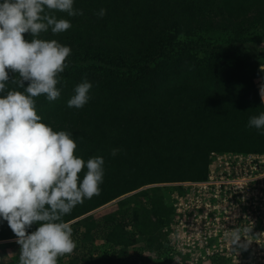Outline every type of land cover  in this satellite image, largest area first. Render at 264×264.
<instances>
[{"label":"trees","instance_id":"16d2710c","mask_svg":"<svg viewBox=\"0 0 264 264\" xmlns=\"http://www.w3.org/2000/svg\"><path fill=\"white\" fill-rule=\"evenodd\" d=\"M74 8L82 9L83 15L54 12L71 22L69 30L52 34L49 29L39 38L72 49L69 67L57 85L61 93L74 91L85 78L105 93L91 97L82 109L65 102L42 111L49 103L46 96L34 100L44 123L54 131L73 133L77 156L85 161L104 158L105 175L100 194L63 218L76 235L77 247L59 257L58 264L68 255V264H169L164 230L174 216L170 197L183 192L172 184L206 180L213 153L264 155V135L247 126L250 117L264 112L255 84L264 75V57L245 47L259 42L250 26L258 25L264 34V3L74 0ZM102 8L106 14L100 18ZM163 22L168 23L165 33L155 37ZM152 36L148 49L135 53L128 47L127 42ZM25 38L30 40V34ZM190 69L203 70L216 88L186 81L165 86L170 76ZM11 90L23 92L8 82L6 91ZM113 149L121 151L112 156ZM115 200L119 210L102 222H95L94 216L82 218ZM98 228L105 230L108 249L94 255L90 245ZM10 240H16L15 235L6 221H0V242ZM147 252L158 259L144 256ZM19 256L10 258L7 247L0 245V264H19Z\"/></svg>","mask_w":264,"mask_h":264},{"label":"clouds","instance_id":"9594fccd","mask_svg":"<svg viewBox=\"0 0 264 264\" xmlns=\"http://www.w3.org/2000/svg\"><path fill=\"white\" fill-rule=\"evenodd\" d=\"M55 11L83 15L82 9L74 8V0L0 2V93H6L0 95V221L7 222L20 246L19 264H58L59 257L73 253L77 243L63 218L100 194L105 175L103 157L85 161L77 156L73 133L54 131L37 114L34 98L45 95L52 102L60 97L57 85L72 54L70 46L39 38L49 29L61 34L72 27ZM105 14L103 8L97 13L100 18ZM8 82L23 92L6 91ZM92 87L85 78L67 106L82 109ZM259 94L264 103V85ZM247 126L264 135V112L250 117ZM119 151L113 149L111 155ZM34 224L36 230L29 232Z\"/></svg>","mask_w":264,"mask_h":264},{"label":"built area","instance_id":"2783aa9c","mask_svg":"<svg viewBox=\"0 0 264 264\" xmlns=\"http://www.w3.org/2000/svg\"><path fill=\"white\" fill-rule=\"evenodd\" d=\"M172 186L183 192L170 197L174 216L164 230L169 264H221L232 257L238 241L252 247L254 233L264 236V155L213 153L206 180ZM236 235L243 238L237 241ZM253 259L234 262L264 264Z\"/></svg>","mask_w":264,"mask_h":264},{"label":"rangeland","instance_id":"374dc122","mask_svg":"<svg viewBox=\"0 0 264 264\" xmlns=\"http://www.w3.org/2000/svg\"><path fill=\"white\" fill-rule=\"evenodd\" d=\"M259 1H263L264 0H259ZM167 22H163V24H161L160 27H157V29L154 31L155 37H161L160 34L165 33V28L167 26ZM258 26V25H257ZM255 25L250 26V32L254 33V34H258V40L259 42L257 43H248L245 45V47L248 49L249 52L251 53H256L258 56H263L264 57V34L261 30L258 29V27ZM152 35V34H151ZM240 35V34H239ZM231 37L233 38V36L231 35ZM230 37V38H231ZM240 38V37H239ZM226 40L228 39V37L225 38ZM153 42V36L148 38V39H138L136 41L133 42H127L128 47L131 48L133 50V52L137 53L139 51L140 48H144V49H148L150 48V45ZM90 67V66H89ZM262 70H264V65L261 67ZM102 74H100L99 76V80L102 79ZM189 82L191 84L197 85V86H201L205 89H214L216 88L214 82L204 73L203 70H197V69H190L188 71H183V73L178 74V75H172L170 76L165 83L166 87H171L173 85L179 84V83H183V82ZM97 84V83H96ZM255 84L256 87L258 89V92H260V87L262 85H264V75L255 80ZM105 92L101 90L100 87H98V85L93 84V87L90 90V97H99L102 96ZM74 95V91L70 92L69 94L66 93H61L60 97L56 100V101H52L47 104V106H45L42 111H46L47 109H53L57 106L62 105L63 103L67 102L71 96ZM260 95V94H259ZM37 109V108H36ZM37 114H40V111L37 109ZM118 202L119 200H115L93 212H91L90 214L82 217H88V216H94V221L95 222H102L100 220H102L104 217H108L114 213H116L119 209L118 207ZM80 218V219H82ZM79 219V220H80ZM72 224V223H71ZM264 228V227H263ZM94 234H96V240L94 241L93 244L90 245V249L92 250V252H94V255H98L97 251H101L99 253H105L108 249L106 242L104 240V236H105V230L103 228H98L94 231ZM240 239H242V235H239ZM73 238L74 241L76 239V235L73 232ZM264 239L263 234H253V240H254V246L252 247H247V244H242L238 241V245L236 246V248L234 249V251L232 252V257L230 259H228V261H222L221 264H239L237 262L234 261H239L242 258L248 259L249 257L253 256V263L262 260L261 262H264V242L262 241ZM259 240H261V242H259ZM16 240H10V241H4V242H0V245L2 246H6L8 253H9V257H16L18 255H20L19 251L17 250V248H15L14 242ZM246 245V246H244ZM139 247V245L131 248V251H133L134 249H137ZM132 253V252H131ZM134 254V253H133ZM67 255V254H66ZM64 255V256H66ZM147 256H150L152 259L154 258V256L156 257V255L150 254L147 252ZM69 255L64 258V261L62 262V264H68L69 262ZM211 264H215L211 263ZM220 264V263H219ZM263 264V263H260Z\"/></svg>","mask_w":264,"mask_h":264}]
</instances>
